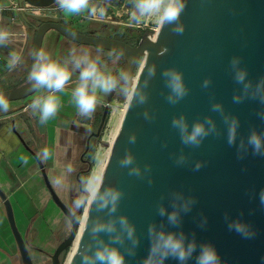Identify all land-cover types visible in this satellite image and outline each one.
I'll return each instance as SVG.
<instances>
[{"label": "water", "instance_id": "water-1", "mask_svg": "<svg viewBox=\"0 0 264 264\" xmlns=\"http://www.w3.org/2000/svg\"><path fill=\"white\" fill-rule=\"evenodd\" d=\"M18 4L19 7L27 4L48 9L56 4V0H18ZM21 13L23 19L32 25L31 18ZM181 22L184 26L183 34L173 33L171 26H159L157 30H145L136 45L81 33L58 21L33 24L35 35L31 50L32 63V53L42 49L45 35L54 30L77 45L122 52V68L130 69L134 76L140 75L141 81L146 64L156 67V75L147 89V103L131 110L125 106L102 171L105 185L123 190L119 212L126 214L136 225L140 237L136 256L128 258L129 264H140L147 255V225L153 221L160 222L162 218L156 212V205L161 201L162 195L165 196L163 202L167 205V194L173 190L192 195L197 201L192 210L183 216L182 228L185 233L195 232L198 242L213 243L226 264H264V208L258 200V193L264 188V157L253 156L249 151L244 159H237L235 148L226 143L221 117L211 111V103L220 102L227 113L239 117V131L245 137L252 126L258 130L264 128V123L256 115L261 107L257 102L246 100L241 104L233 103V92L238 90V85L232 79L229 68L231 58L239 56L253 81L264 75V0H187ZM169 67L182 71L189 89L188 95L175 105L166 101L168 89L161 77L162 69ZM205 77L211 80L207 89L201 87ZM0 92L4 93L8 102H15L29 98L37 91L32 89L27 80L17 87ZM114 94L115 92L107 96L98 128L90 134L85 154L90 140L101 135ZM145 108L155 114L154 120L144 119L142 113ZM181 113L185 114L189 125L197 118L212 116L222 134L207 137L198 148L182 145L179 134L171 127L172 117ZM133 133L136 134V142L130 144L128 136ZM22 142L25 144L23 140ZM181 149L188 157V163L182 166L174 161V156ZM126 150L132 151L141 169L145 164L151 166V185L147 182V176L144 179L129 176L127 169L119 166L118 160ZM37 160L53 202L67 218L69 208L55 194L43 164L38 158ZM197 160L203 161L204 165L199 171H194L192 166ZM85 170L90 171L91 167ZM0 198L21 264H34L26 237L20 234L16 226L11 202L2 190ZM226 212L229 218L242 213V219L255 228V239L244 240L235 232L229 231L224 219ZM97 215L88 208L83 209L79 214V223L73 225L68 236L51 254V264H62V256L73 247L83 219L79 242L69 261V264H79V256L75 254L78 247L87 241L86 222H89L90 217L95 219ZM99 215L104 216V213ZM202 215L207 217V224L203 228L199 226ZM166 264H177V261L169 259ZM188 264H194V259Z\"/></svg>", "mask_w": 264, "mask_h": 264}, {"label": "clouds", "instance_id": "clouds-1", "mask_svg": "<svg viewBox=\"0 0 264 264\" xmlns=\"http://www.w3.org/2000/svg\"><path fill=\"white\" fill-rule=\"evenodd\" d=\"M133 8L132 19L136 22L143 20L154 21L161 28L171 26L170 30L176 34H183L184 26L181 22L182 13L187 6V0H130ZM58 8L66 15H81L85 12L90 15H103L106 9L97 5L93 7L92 0H56ZM14 33L5 27H0V47H7L13 40ZM166 51L165 50H162ZM162 52L160 54H162ZM33 63L28 73L32 89L40 92L29 104L33 114L39 115L41 124H47L54 119L62 106L58 93H64L71 87V102L81 117L91 118L97 106L103 103L104 97L118 92L123 97L128 110L137 105H144L148 101V86L156 75V67L145 65L143 81L140 75H133L130 69L121 68L118 71L109 67L103 59L100 50L95 56L89 50L71 49L67 57L54 59L47 51L40 49L32 53ZM108 56L114 62L119 61L122 52H109ZM22 62L19 52L12 51L7 57V68L14 70ZM232 79L238 85V90L233 92L232 101L241 104L246 100L257 102L261 107L256 112L259 120L264 123V75L253 81L249 77L247 67L242 65V58L233 56L229 62ZM164 85L168 89L165 95L166 101L175 105L184 99L189 89L184 82L182 71L175 67L164 68L161 71ZM211 83L210 78L205 77L201 87L207 89ZM9 102L3 92H0V111L9 110ZM211 111L219 114L224 125L223 134L229 147H234L236 157L244 159L249 151L253 156L264 157V128L257 129L252 126L247 134H240L241 122L238 116L227 113L220 102L211 103ZM145 120L152 121L155 114L147 108L142 113ZM171 127L177 131L181 144L186 147L198 148L209 136H220L221 129L210 115L202 119L197 118L191 125L184 113L174 115L171 119ZM128 142L135 144L136 134L128 136ZM166 146V145H162ZM53 156L50 148L44 147L37 157L41 162H47ZM177 165L188 163V157L183 149L174 156ZM27 164V160L24 159ZM118 164L127 169L129 176L144 179L152 184L151 166L145 164L143 169L136 163L132 151L126 150ZM204 162L197 160L193 164V170L199 171ZM74 168L67 166L60 177L54 178L58 188H63L70 179ZM123 190L115 186H107L104 177L89 174L81 176L78 187L75 189V199L66 219L69 229L79 223V214L84 208L98 215L95 219L90 217L86 222L85 232L87 241L79 246L76 256H79V264H129L128 258H134L140 246V237L137 234L136 225L130 221L126 214L119 212L120 202L123 198ZM161 201L156 205V212L162 219L159 223L153 221L147 225L148 251L140 264H166L169 259L177 261V264H188L194 259V264H226L218 253L217 248L211 242L199 241L195 232L185 233L182 228L183 216L189 213L197 203L192 195H185L182 191L173 190L167 194L168 204ZM259 204L264 208V188L258 193ZM104 213V216L99 215ZM240 216L229 218L224 214V219L229 231L235 232L244 240L255 239L257 232L251 223ZM207 224V217L202 215L199 222L201 228ZM264 260V257H262Z\"/></svg>", "mask_w": 264, "mask_h": 264}, {"label": "crops", "instance_id": "crops-1", "mask_svg": "<svg viewBox=\"0 0 264 264\" xmlns=\"http://www.w3.org/2000/svg\"><path fill=\"white\" fill-rule=\"evenodd\" d=\"M18 6V0H0V27L14 33L12 42L7 47H0V90L11 89L24 82L32 65L31 50L35 35L32 25L38 23L32 21V25L28 24L18 11ZM76 45L51 30L44 37L42 49L54 59L61 60L68 56L71 49H76L78 53L81 50H89L93 56L97 54V48L84 45L76 48ZM99 50L109 67L116 71V62L108 56L109 51ZM12 51L21 54L22 62L9 71L7 57ZM75 80L74 75L69 88L64 93L57 94L61 97L62 106L58 115L47 124H41L39 115L33 114L28 107L40 92L22 101L9 102V110L0 111V190L11 202L12 208L13 203L15 204L24 227L28 225L24 222L30 218L29 228L23 236L26 237L29 248L38 252L43 248L48 250L56 247L58 243L54 229L62 224L65 216L53 202L46 187L37 153L44 147L52 150L53 156L47 162L38 159L44 166L51 188L70 209L75 199V189L78 187L77 174L87 167L83 155L88 138L94 132L107 99V96L104 97L103 103L97 106L91 118L81 117L71 102V87H74ZM69 165L74 168L69 182L63 188H58L54 178L60 177ZM4 212V204L0 198V264H16L19 252L7 229ZM59 229L60 232L63 230L62 227Z\"/></svg>", "mask_w": 264, "mask_h": 264}, {"label": "rangeland", "instance_id": "rangeland-1", "mask_svg": "<svg viewBox=\"0 0 264 264\" xmlns=\"http://www.w3.org/2000/svg\"><path fill=\"white\" fill-rule=\"evenodd\" d=\"M92 5H93V7H96L97 5H99L100 7L106 9L105 14H103V15H99V14L90 15L89 13L85 12L81 15H66L65 13H63L61 11L58 13L56 18H52V19L43 18L42 16L41 17L32 16L30 18H31V20H33V23L37 22L38 24L45 22V21H48V20L62 22L64 24H67L69 27H71L72 29H74L78 32H81V33L96 32V34H98L99 36H102V37L103 36L107 37V35L109 33L107 29L116 28V29L123 31L125 29L130 28L133 30L139 29V30H142L144 32L145 30H148V29L156 30L159 27V25L155 24L154 21H150V20H143L141 22L134 21L132 19L133 8H132V5L130 3V0H92ZM48 13L53 15V13H50V12H48ZM146 23H148V26H145ZM75 47L79 48V45H76ZM115 62H116L117 69L118 70L121 69L122 65H123V59L120 58L119 61H115ZM117 69H116V71H118ZM27 80H28V78L23 80L24 82H21L18 85L25 83ZM2 90H0V91H2ZM105 105H106V102H105ZM124 106H126V105L124 103L122 96H121V98H117V99L114 98L113 102L109 106L110 107V116H109L108 122L105 124V126L102 129V132L100 135L101 139L97 143V151L95 154L94 166L92 167L91 174H93L95 168L97 167L99 162L104 158V156L107 152V149L110 147V139H111L112 133H113L115 126H116L115 123L117 121V118L120 117L121 111L124 108ZM113 109L117 110L115 112V120H114V117L112 116ZM102 112H103V110L101 111V114H102ZM101 114H100V116L96 122L95 127H94V132H96V130L98 128L100 118H101ZM13 211H14L16 226H17L20 234L23 236L26 234L27 229L29 228L30 218L28 217L27 221L24 222L26 225L28 224L27 227H24V225L22 224V222L20 221V218H19V211L16 209V206L14 203H13ZM46 215H48V214H46ZM3 216H4V219L6 221L7 229L9 231V233H11V235L14 239V236H13V233H12V230H11V227H10V224H9V221L7 219L5 212H4ZM46 217H48V219H50L49 216H46ZM25 218L26 217H24V221H25ZM66 219L67 218L65 217V219L62 221V224L59 225L57 228L55 227V229H54V233L56 235V240H57L58 244L64 238H66L68 236V234L70 233V230H71L66 225ZM61 227L63 228L64 231L62 230L60 232L59 228H61ZM46 228L48 230H50L48 226ZM47 233L49 234L50 232L47 231ZM43 237H45L44 234H43ZM44 241H45V239H44ZM42 244H44V242H42ZM58 244L56 245V247L58 246ZM56 247L48 249V250L43 248V249H41V252H38L37 250L30 247V255L32 257L33 263L34 264H51V254H53ZM71 251H72V248L68 249L63 254L62 264L67 263L68 257H69L68 255H70ZM16 264H21L19 255L16 256Z\"/></svg>", "mask_w": 264, "mask_h": 264}, {"label": "trees", "instance_id": "trees-1", "mask_svg": "<svg viewBox=\"0 0 264 264\" xmlns=\"http://www.w3.org/2000/svg\"><path fill=\"white\" fill-rule=\"evenodd\" d=\"M33 21V20H32ZM33 24V23H32ZM108 32L111 34V35H115V39L117 40H120V41H123L129 45H136L143 33L142 30H139V29H136V30H133V29H125L123 31L119 30V29H116V28H113V29H110L108 30ZM114 98H121V96L118 94V92H115L114 96H113V99ZM109 116H110V111H109V114H108V117H107V120H106V123L108 122V119H109ZM101 139V136L97 137V138H92L89 142V149L88 151L86 152L85 156H84V161L85 163L87 164V168H89V166L91 167V170H92V167L94 166V160H95V154H96V151H97V143L100 141ZM86 168V169H87ZM91 170L90 171H83V172H78V177L80 178L81 176H87L91 173Z\"/></svg>", "mask_w": 264, "mask_h": 264}, {"label": "bare ground", "instance_id": "bare-ground-1", "mask_svg": "<svg viewBox=\"0 0 264 264\" xmlns=\"http://www.w3.org/2000/svg\"><path fill=\"white\" fill-rule=\"evenodd\" d=\"M156 30H157V29H156ZM118 110H119V109H118ZM116 111H117V110L113 109V112H112V116L114 117V120H115V112H116ZM124 111H125V106H124V108H123L122 111H121V115H120V117L118 116L119 118H117V121H116V123H115L116 126H115V129H114L113 133H112V136H111V139H110V144L112 143V141H113V139H114V137H115V135H116V132H117V130H118V128H119V125H120V122H121V120H122V117H123ZM118 112H119V111H118ZM109 148H110V147H109ZM109 148L107 149V152H106L104 158L99 162V164H98L97 167L95 168V170H94V172H93V175H95V176H101V175H102V171H103L104 164H105V161H106V158H107L108 152H109ZM83 226H84V221H83V219H82V222H81V225H80V228H79V233H78V235H77V237H76V239H75V241H74V245H73V247H72V251H71L70 255H68L69 257H68V261L66 260V261H67L66 264H69L70 257H71V255H72L74 249H75L76 246L78 245V242H79V234H80V232L82 231Z\"/></svg>", "mask_w": 264, "mask_h": 264}, {"label": "built area", "instance_id": "built-area-1", "mask_svg": "<svg viewBox=\"0 0 264 264\" xmlns=\"http://www.w3.org/2000/svg\"><path fill=\"white\" fill-rule=\"evenodd\" d=\"M18 11L23 12L28 16H39V17L42 16L43 18H48V19L56 18L58 13L61 12L57 4H55L54 6L48 9H39V8L31 7L27 4H24L22 7L18 6ZM48 12L53 13V15L49 14ZM48 21H52V20H48ZM145 26H148V23H146Z\"/></svg>", "mask_w": 264, "mask_h": 264}, {"label": "flooded vegetation", "instance_id": "flooded-vegetation-1", "mask_svg": "<svg viewBox=\"0 0 264 264\" xmlns=\"http://www.w3.org/2000/svg\"><path fill=\"white\" fill-rule=\"evenodd\" d=\"M107 30H110V29H107ZM86 34H90V35H94V36H99L98 34H96V32H88V33H86ZM115 35L113 34V35H111L110 33H108V35H107V37L106 38H112V39H115V37H114ZM103 37H105V36H103ZM28 247H29V245H28ZM29 251H30V248H29Z\"/></svg>", "mask_w": 264, "mask_h": 264}]
</instances>
